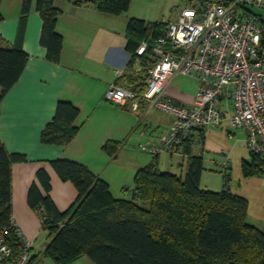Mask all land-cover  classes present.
I'll return each mask as SVG.
<instances>
[{
  "label": "crops",
  "instance_id": "1",
  "mask_svg": "<svg viewBox=\"0 0 264 264\" xmlns=\"http://www.w3.org/2000/svg\"><path fill=\"white\" fill-rule=\"evenodd\" d=\"M202 1L170 0L168 13L172 14L173 19L167 20L175 21L183 8L197 7ZM36 2L37 0H32L21 40L23 50L29 56L26 67L1 103L0 140L9 153L26 157V161L12 165L15 224L24 237L32 241L30 257L36 258L34 264H55L51 258L44 255L52 238L43 229L42 211L34 209L28 198L33 183L42 194L47 193L37 177V172L40 169L46 171L50 183L48 194L60 212L67 211L75 203L78 191L72 182L64 181L58 176L51 165V161L56 159L72 160L86 165L95 175L109 183L116 198L126 196L123 190L129 191L131 195V180L136 171L147 165L154 156L150 152L147 153L151 156H147L146 151L141 150L138 145L151 139L155 140L165 133L174 121V116L162 112L166 116L157 119L151 112L154 108L148 109L144 102H139L133 108L131 101L117 104L105 97L112 84L127 87L126 79L120 80L116 71L122 69L123 75L129 74L127 65L131 58L125 50L129 19L140 18L155 22L157 4L154 6L155 3L150 0H131L127 11L108 14L91 4L79 5L70 0H55V6L61 10L57 31L63 38V46L60 61L52 62L47 59V50L41 44L43 21L36 9ZM22 4L23 0H1L2 47H11L17 41ZM253 11L259 12L257 9ZM260 50L264 56V36ZM134 69L137 72L140 70L138 62L134 64ZM198 84L195 76L177 75L167 85L165 94L175 103L191 105ZM62 99L71 101L79 109V115L74 121V125L79 127V132L67 145L45 144L41 141L42 131L54 117L57 103ZM220 107L223 110V119L219 125L204 127L194 132L195 152L200 153L204 161L201 187L221 191L226 181L219 174L217 166H222L224 161H228L229 168H232L228 188L248 199L247 220L264 231V176L248 177L250 185L253 186L248 195L239 191L242 188L240 183L237 189L232 187L233 168L235 165L242 167L244 161L251 160L247 155L252 154L247 149L242 160L235 159L234 153L238 146L247 148V131L230 126L232 104L228 96H221ZM218 132L223 134L220 144L214 141ZM225 140L234 144L227 146ZM136 141L139 142L135 143ZM107 142L120 143L113 155L103 148ZM173 154L163 151L156 155L158 165L161 161L163 164L169 162L166 165L170 166L169 169H160L184 175L186 158L178 152L181 160L179 172H176L171 164ZM69 264L92 263L88 257L82 256Z\"/></svg>",
  "mask_w": 264,
  "mask_h": 264
},
{
  "label": "trees",
  "instance_id": "2",
  "mask_svg": "<svg viewBox=\"0 0 264 264\" xmlns=\"http://www.w3.org/2000/svg\"><path fill=\"white\" fill-rule=\"evenodd\" d=\"M54 1L37 0L36 9L43 21L41 44L47 50V59L59 62L63 38L57 31V21L61 10ZM70 1L91 4L108 14L125 12L131 3V0ZM31 7L32 0H23L16 43L11 47L0 46V107L29 58L21 40ZM166 31V22L129 19L125 44L131 56L127 65L129 74L119 76L120 80L126 79L127 88L140 93L146 90L148 72L157 61L154 42ZM142 42L148 44V49L139 56L136 50ZM137 62L138 72L134 69ZM78 115L79 109L71 101L59 100L54 117L42 131L41 141L67 145L79 132L74 125ZM119 145L107 142L103 148L113 155ZM195 146L193 134L178 148L186 158L184 175L161 170L157 156H152L147 165L136 171L131 196L123 198L114 197L109 183L86 165L52 160L58 176L76 187L78 198L67 211L60 212L48 194L46 171L37 172L47 193L42 194L33 183L28 198L34 209H41L43 229L52 238L44 255L55 264H69L82 256L88 257L92 264H264V231L247 221L248 199L228 188L230 171L223 172L226 182L221 191L202 188L204 161L195 152ZM251 154L252 159L242 163L243 176H264V160ZM23 161L24 155L9 153L0 140V235L13 257L21 254L22 242L13 219L12 165ZM35 260L31 258L28 264H34Z\"/></svg>",
  "mask_w": 264,
  "mask_h": 264
},
{
  "label": "built area",
  "instance_id": "3",
  "mask_svg": "<svg viewBox=\"0 0 264 264\" xmlns=\"http://www.w3.org/2000/svg\"><path fill=\"white\" fill-rule=\"evenodd\" d=\"M263 36L264 0H203L197 7L184 8L175 21L168 22L166 33L155 40L157 61L148 72L143 93L112 84L105 97L117 104L131 101L133 108L144 102L148 109L174 116L165 133L139 144L156 156L163 151L178 152L196 130L219 125L223 119L220 98L224 94L232 104L230 126L244 128L249 151L264 160ZM147 49L148 44L142 42L136 54L140 56ZM116 73L121 76L122 69ZM177 75L198 79L191 105L175 103L165 94ZM227 162L222 165L224 173L230 171ZM18 235L22 242L18 257L12 256L0 235V264L29 263L32 241L19 230Z\"/></svg>",
  "mask_w": 264,
  "mask_h": 264
},
{
  "label": "rangeland",
  "instance_id": "4",
  "mask_svg": "<svg viewBox=\"0 0 264 264\" xmlns=\"http://www.w3.org/2000/svg\"><path fill=\"white\" fill-rule=\"evenodd\" d=\"M137 0H135V2H136ZM150 1H153L155 4H153L154 6L157 4V6H158V8H157V13L154 15V19H155V22L157 21V22H164V21H166L167 19H170V18H172L173 19V17H172V14H169L168 13V11L170 12V9H168V4L170 3V0H150ZM163 15V16H162ZM152 23H154V22H152ZM152 112V114H155V116H156V118L157 119H161V117H165L166 115H164L165 113H162V112H164V111H162V110H156V109H154V110H152L151 111ZM169 114V113H168ZM170 115H172V114H170ZM146 122H148V120H146ZM146 122H144V123H146ZM155 129H157V128H155ZM162 135V134H161ZM160 135V136H161ZM222 133L221 132H218L217 134H216V137H215V139H214V141L217 143V144H220V142H221V138H222ZM226 141V140H225ZM137 142H139V141H136L135 143H137ZM144 143V142H143ZM142 143V144H143ZM225 144L227 145V146H230V145H232V144H234V143H232L231 141H226L225 142ZM139 146V145H138ZM140 148V147H139ZM247 149H248V146H247V148L246 147H241V146H238L237 148H236V150H235V153H234V157H235V159H237V161H239V160H242V156L244 155V154H246V152H247ZM141 150H143V151H146V155L147 156H151V155H149V153H147V152H149L148 150H145V149H141ZM128 154H130L129 152H128ZM247 157L249 158V159H252V155H250V154H248L247 155ZM224 160H227L228 158H223ZM180 160H181V158H180V155L178 154V152H175L174 154H173V156H172V160H171V164L175 167V170L174 171H176V172H179V170H178V168H179V162H180ZM169 161V160H168ZM168 163L169 162H166V164L164 163L163 164V161H161L160 162V165H159V167L160 168H165V169H169L170 168V166H166V165H168ZM164 165V166H163ZM229 168V166H227V169ZM217 169H218V171H219V174L223 177V171H224V168L221 166V165H218L217 166ZM232 169V168H231ZM230 169V170H231ZM242 168H241V166H237V165H235V167L233 168V172H232V181H233V188H235V189H237L236 187H240L239 186V183H240V185H241V187L242 188H240V190L239 191H241V192H243L244 193V195H248V193H249V191L252 189V185H250V179L248 178V177H244L243 176V174H242ZM214 174H216V173H214ZM217 175V174H216ZM218 176V178H220L221 179V177L219 176V175H217ZM213 177H215V175H213ZM251 177V176H250ZM240 180H242L241 182H239ZM131 181H133V180H131ZM235 191H237V190H235ZM123 193H125L126 194V197H130L131 195H130V192L129 191H126V190H123ZM142 204H144V203H142ZM249 219H250V217H249ZM248 221V220H247ZM249 222V221H248ZM250 223V222H249Z\"/></svg>",
  "mask_w": 264,
  "mask_h": 264
},
{
  "label": "bare ground",
  "instance_id": "5",
  "mask_svg": "<svg viewBox=\"0 0 264 264\" xmlns=\"http://www.w3.org/2000/svg\"><path fill=\"white\" fill-rule=\"evenodd\" d=\"M185 8H186V7H185ZM183 9H184V8H183ZM183 9H182V10H183ZM182 10H181V12H182ZM181 12H180V13H181ZM179 15H180V14H179ZM164 22H166L167 25H168V22H171V21L166 20V21H164Z\"/></svg>",
  "mask_w": 264,
  "mask_h": 264
}]
</instances>
